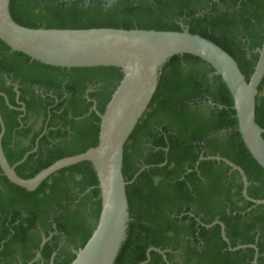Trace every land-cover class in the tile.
Returning a JSON list of instances; mask_svg holds the SVG:
<instances>
[{
    "label": "trees",
    "instance_id": "obj_1",
    "mask_svg": "<svg viewBox=\"0 0 264 264\" xmlns=\"http://www.w3.org/2000/svg\"><path fill=\"white\" fill-rule=\"evenodd\" d=\"M9 11L29 28H122L198 34L225 50L246 80L264 36V0H10ZM123 78L120 68H61L12 51L0 40L2 149L22 178L99 141L100 116ZM255 121L264 128V77ZM1 131V125H0ZM264 138V134H263ZM264 169L239 131L230 91L207 62L174 55L162 66L155 93L123 147L128 200L126 238L116 264H264ZM203 157L204 159H200ZM138 173V174H137ZM135 174H137L136 177ZM90 161L62 168L34 190L0 169V264H70L100 213ZM224 224L225 235L221 236ZM48 238L40 247L42 238Z\"/></svg>",
    "mask_w": 264,
    "mask_h": 264
},
{
    "label": "water",
    "instance_id": "obj_2",
    "mask_svg": "<svg viewBox=\"0 0 264 264\" xmlns=\"http://www.w3.org/2000/svg\"><path fill=\"white\" fill-rule=\"evenodd\" d=\"M114 1L108 0L107 3ZM9 3L10 0H0V40L12 51L55 67L114 66L123 72V78L112 93L104 113L99 114L98 144L85 152L60 158L32 177H20L15 166L36 148L10 165L2 149L5 129L0 116V169L15 185L34 190L44 179L62 168L81 161H90L94 167L100 192V213L90 237L82 248L75 251V258L70 264H116L129 222L126 186L133 181H125L122 173L123 147L155 93L162 66L174 55H195L212 66L214 73L221 77L232 96L242 139L252 158L264 169V128L255 121L256 95L264 77V36L261 47L256 49L258 59L253 72L246 80L231 55L214 42L185 29L29 28L12 18ZM207 158L223 161L237 170L241 176L243 197L254 205L264 203V198L253 199L247 194L248 181L239 166L219 156ZM216 223L221 226L223 240L229 242L222 222L213 221L205 226ZM47 239L42 238L40 247ZM241 248H253L252 264H257V246L242 244L229 247L230 250ZM150 250L164 254V251L151 247L146 253L147 260ZM53 256L50 264H53ZM39 258L40 252H37L34 260Z\"/></svg>",
    "mask_w": 264,
    "mask_h": 264
},
{
    "label": "flooded vegetation",
    "instance_id": "obj_3",
    "mask_svg": "<svg viewBox=\"0 0 264 264\" xmlns=\"http://www.w3.org/2000/svg\"><path fill=\"white\" fill-rule=\"evenodd\" d=\"M103 1H104V2H105V4L107 5V1H108V0H103Z\"/></svg>",
    "mask_w": 264,
    "mask_h": 264
},
{
    "label": "rangeland",
    "instance_id": "obj_4",
    "mask_svg": "<svg viewBox=\"0 0 264 264\" xmlns=\"http://www.w3.org/2000/svg\"><path fill=\"white\" fill-rule=\"evenodd\" d=\"M107 5H110L109 3H107Z\"/></svg>",
    "mask_w": 264,
    "mask_h": 264
}]
</instances>
